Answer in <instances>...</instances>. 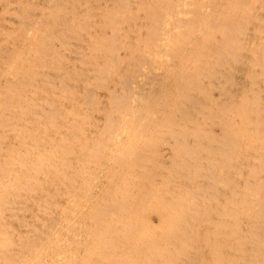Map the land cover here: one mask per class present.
Here are the masks:
<instances>
[{"label": "rangeland", "instance_id": "rangeland-1", "mask_svg": "<svg viewBox=\"0 0 264 264\" xmlns=\"http://www.w3.org/2000/svg\"><path fill=\"white\" fill-rule=\"evenodd\" d=\"M0 264H264V0H0Z\"/></svg>", "mask_w": 264, "mask_h": 264}, {"label": "bare ground", "instance_id": "bare-ground-1", "mask_svg": "<svg viewBox=\"0 0 264 264\" xmlns=\"http://www.w3.org/2000/svg\"><path fill=\"white\" fill-rule=\"evenodd\" d=\"M251 2H252V1H251ZM251 2H250V3H251ZM230 232H231V231H230ZM228 233H229V232H228ZM227 236H228V237H230L231 235H230V236H229V235H227ZM231 238H232V236H231Z\"/></svg>", "mask_w": 264, "mask_h": 264}]
</instances>
